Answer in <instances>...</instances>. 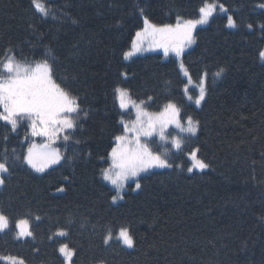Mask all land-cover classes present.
<instances>
[{
  "label": "trees",
  "instance_id": "1",
  "mask_svg": "<svg viewBox=\"0 0 264 264\" xmlns=\"http://www.w3.org/2000/svg\"><path fill=\"white\" fill-rule=\"evenodd\" d=\"M205 3L223 5L226 13L197 27L182 55L191 83L174 56L124 59L145 19L156 26L195 20ZM36 4L48 15L33 0H0V61L9 55L31 64L47 60L54 80L77 100V127L66 132L71 142L63 160L36 172L23 161V130L0 121V161L7 157L9 165L0 186V212L9 218L0 254L25 264H64L59 247L67 245L72 264H264V9L258 8L264 0ZM229 15L235 27L228 26ZM202 82L205 95L196 106ZM117 89L149 101L151 112L174 103L179 119L191 117L198 129L195 135L169 130L180 149L146 138L172 167L140 176L141 187L130 183L114 203L102 172L124 132L121 121L134 118L119 108ZM193 151L207 169L188 171ZM22 219L32 232L23 240L15 237ZM121 228L133 238L131 249L115 238Z\"/></svg>",
  "mask_w": 264,
  "mask_h": 264
},
{
  "label": "snow or ice",
  "instance_id": "2",
  "mask_svg": "<svg viewBox=\"0 0 264 264\" xmlns=\"http://www.w3.org/2000/svg\"><path fill=\"white\" fill-rule=\"evenodd\" d=\"M37 10L44 16L48 15L46 8L36 4L33 0ZM217 5L207 4L200 8V16L196 21H185L183 24L179 22L175 27L172 25H164L157 27L149 25L147 19L145 24L151 28L150 32L145 35L152 38H158L161 43L159 46L164 48L165 54L171 50L179 57L183 49L194 43L192 30L197 24H205L209 18L213 16ZM222 11H226L223 5L219 6ZM228 26L235 27V21L232 16H228ZM251 28V25H249ZM137 37L141 36L137 32ZM168 43L173 47L170 49ZM141 49L134 43L132 51L124 53L125 58L133 55L134 52ZM259 56L264 60V51L259 53ZM181 67L183 65L181 64ZM186 71V70H185ZM223 71V70H221ZM219 76L220 73L215 74ZM117 100L121 109L128 107L130 97L127 90L117 89ZM205 91L203 87L200 89V95L195 99V104L200 105L204 99ZM191 99V97H189ZM137 118L132 128L127 124L124 125L126 133L135 132V148H124L123 143L126 141V136H116L115 140L120 147L113 148L111 152L112 166L102 172L103 179L109 181L116 187L117 195L113 196V202L118 198L122 199L120 195L121 189L124 187V182L131 177H137L141 172H147L151 168H171L166 155L153 153L147 144H141V136L145 138L152 137L158 134L162 141L167 142L168 137L165 135V128L170 124H175L176 128L181 133H188L195 135L198 129V122H194L191 117L187 119V127L179 121L180 109L174 103L165 105L163 111L157 115L149 114L141 108V105H136ZM143 102H141L142 104ZM0 121L6 122L15 131L18 121L22 118L31 120V127L34 135H46L50 139L55 140L57 134L61 131L70 130L76 127L73 119L68 118V114L77 113L79 105L76 98L72 97L67 91L60 87L52 78V68L47 60L35 64L34 67L22 65L15 61L14 55H9L6 60L0 61ZM123 123V122H122ZM39 128V130H38ZM64 140H68V136H64ZM172 145L175 149H180L182 142L180 139L174 138ZM193 161L192 167L188 168L189 172L193 168L204 170L209 165L203 160L197 158L196 152L190 153ZM62 156L55 149L44 153H35L33 149H29L27 154L23 157L24 163L34 169L36 172H44L50 165L57 164L61 161ZM7 157L0 161V173H7L9 165L7 164ZM4 183V179L0 176V185ZM141 185L137 182L136 188L139 189ZM63 191V189H60ZM28 220L22 219L17 222V237L31 236L32 232L28 229ZM9 227V218L0 212V231H4ZM64 235L63 232L59 233ZM112 238L111 233L105 237V243ZM118 240L129 248L133 246V238L127 228L119 230ZM59 251L64 255L66 261H71L74 253L67 249V245L61 246ZM0 260L6 264H24V260L19 257L5 256L0 257Z\"/></svg>",
  "mask_w": 264,
  "mask_h": 264
},
{
  "label": "rangeland",
  "instance_id": "3",
  "mask_svg": "<svg viewBox=\"0 0 264 264\" xmlns=\"http://www.w3.org/2000/svg\"><path fill=\"white\" fill-rule=\"evenodd\" d=\"M207 4H209V5H211V4H215V5H217L214 14H215V13L225 14V13H226V11H222V10L220 9V7H219L220 5L217 4V3H207ZM258 8L264 9V5H259ZM224 9H225V8H224ZM199 16H200V15H199ZM198 19H199V17H198L197 19H195V20H191V21H196V20H198ZM209 19H210V18H209ZM185 21H189V20H184V19L179 20V22H180L181 24H183ZM208 21H209V20H208ZM177 23H178V21H177L174 25H172V26L175 27V26L177 25ZM148 24H149V25H152V24H150V23H148ZM206 24H207V23H205V24H197V25L193 28V30H192L193 38H194V32H195L196 28L199 27V26L206 25ZM155 26H156V25H155ZM157 27H162V26H157ZM150 31H151V28L148 27V25H146V24L144 23L143 27H142L140 30L137 31V32H140V33H141V36H140V37H137V35H136L137 32L135 33V36L133 37L132 42H131V46H130L129 50H127L126 52L132 51V49H133V44H134V43H135V44H136L141 50H140V51H137V52H134L133 55H131V56L127 57V58H125V56H124V59H125L126 61H129V60L132 59V57H134V56L145 55V54H148V53H157V52H160L161 54H163L164 57L174 56L175 58L178 59L179 67H180V69H181L183 75L186 77L188 83H191V81H190L191 79H190V77H189V75H188V73H187V70H186L184 64L182 63V55H183L187 50H189V49L193 46L194 43H192L190 46L185 47V48L183 49V52L181 53V55H180L179 57L175 54L174 51H171V50H170V51L167 53V55H166V54H165V51H164V48L161 47V46H159L161 43H164V42L160 41L158 38H152V37H150V36L145 35L146 32H150ZM168 47L171 49V48L173 47V45H172L171 43H168ZM126 52H125V53H126ZM7 57H8V56H7ZM7 57L4 58L3 61L6 60ZM15 61H17V60H15ZM17 62L21 63L22 65L31 66V67H34L35 64H37V63H32V64H31V63H25V62H20V61H17ZM181 64L183 65V67H181ZM185 70H186V71H185ZM52 78H53V76H52ZM53 80H54V78H53ZM54 81H55V80H54ZM55 82H56V81H55ZM56 83H57V82H56ZM57 84H58V83H57ZM200 87H203V88H204V83H203V82L200 84ZM127 93H128V92H127ZM128 96L130 97V102H129V104H128V107L125 108V109H121V108H120V106H119V101L117 100V102H118V106H119V108H120L122 111H124V112H128L129 110H131V111H132V114H134V118H133L132 120H130V121H121V122H123V123H122L123 128H124V125H125V124H127L129 128H132L134 122L136 121V118H137V109H136V107L133 105L132 102H135L136 105H141V108H142L144 111H146V112H148L149 114H152V115H154V116L157 115V114H159V113H161V112L163 111V110H161L160 112H151V111H149V110L147 109V103H148L149 101H137V100L133 99V98L130 96V94H128ZM189 97H190V95L187 94V95H186L187 100L192 101L191 99H189ZM141 102H143V103L141 104ZM192 102H194V101H192ZM201 102H202V101H201ZM194 104H195V102H194ZM200 104H201V103H200ZM195 105H196V104H195ZM196 106H197V105H196ZM198 106H200V105H198ZM0 110H2V109H0ZM76 117H77V113L68 114V118L73 119V120L75 121V123H76V127H77ZM178 118H179V117H178ZM179 121H180L181 124L184 125V127H187V121H186L185 123H183L180 119H179ZM3 122H4V121H3ZM5 123H6V122H5ZM76 127H75V128H76ZM75 128H73V129H75ZM73 129L65 130V131H61V132H59V133L57 134V137L55 138V140H53V139H50L48 136L43 135V134H41V135H34V134H33V131H32V127H31V120L28 119V118H22V119H20V120L18 121L17 127H16V129H15L14 132L17 133L19 130H23V132H24V135H23V141L27 144L25 155L27 154V152H28V150H29L30 148L33 149V151H34L35 153H38V154H39V153H44V152H47V151H51V150L55 149V150H57V151L59 152V154L62 156V159H61V161H62V160H63V157H64V148H65V147L71 142V140L68 139V140L66 141L67 144H58V142L64 141V136L66 135V132H67V131H72ZM170 129H176V130H177L178 128H176L175 124H170V125H168V126L165 128V135H166V136L168 135V132H169ZM38 130H39V128H38ZM178 132H180L179 129H178ZM180 133H181V132H180ZM184 134H188V133H184ZM190 135H191V134H190ZM119 136H126V138H127L126 141L123 143L122 147H124V148H129V147H131V148H135V147H136V145H135V143H134V141H135V136H136V133H135V132H128V133H126L125 130H124V132H123L122 134H120ZM167 137H168V136H167ZM149 138H150V140H151V138H157L158 141H160V142H162V143H166L165 141H162V140L160 139V137H159L158 134H154L152 137H149ZM173 139H174V138H173ZM145 140H146V138L143 137V136H141V138H140V143H141V144H147V146L149 147V149L153 152V150H152V145H149ZM169 141H171V140H170V138L168 137L167 142H169ZM171 144H172V141H171ZM120 146H121V145H118V142L115 140V141H114V146H113V148H117V147H120ZM113 148H112V149H113ZM111 152H112V150H111L110 153H109V156H108V165L106 166L105 169H109V168H111V166H112ZM190 157H191V156H190ZM61 161H60V162H61ZM60 162H59V163H60ZM59 163H57V164H53V165H50V166H49L48 168H46L45 170H47V169H49V168H51V167H53V166H55V165H58ZM105 169H104V170H105ZM159 169H163V168H158V167H157V168H151V169H149L147 172H141V173L139 174V176H137V177H131V178H129L128 180H126V181L124 182V187L121 189L120 195H123L124 191L127 190V187H128V185H129L130 183H132V182L137 183L136 180H137L140 176L145 175V174H148V173H150V172L153 171V170H159ZM3 174H4V173H0V176H2ZM102 178H103V176H102ZM103 180H104V179H103ZM104 182H105L109 187H111V188L115 191V193H116L115 195H117L116 187H115L114 185H112L109 181L104 180ZM0 186H1V185H0ZM134 189L137 190L136 187H134ZM120 200H121V199L118 198L114 203H118ZM28 222H29V221H28ZM28 229H29V223H28ZM29 230H30V229H29ZM18 231H19V229L17 228V225H16V233H15V237H16L17 239H21V240H23V239H26L27 237H29V236L17 237V232H18ZM59 233H61V232H59ZM59 233H58V236H60ZM118 233H119V230H118V232H117V234H116V236H115L116 239H117ZM120 242L123 244V242H122L121 240H120ZM123 245H124L125 247H127L128 249H131V248L133 247V246H132L131 248H129L127 245H125V244H123ZM61 246H62V245H61ZM61 246L59 247V249L61 248ZM67 249L70 250L68 247H67ZM60 254H61V256H62L63 259H64V264H69V262L66 261L64 255H63L61 252H60ZM0 257H5V256L0 254ZM1 261H3V260H1ZM3 262H5V261H3ZM5 263H6V262H5ZM24 264H25V262H24ZM70 264H72V257H71Z\"/></svg>",
  "mask_w": 264,
  "mask_h": 264
},
{
  "label": "water",
  "instance_id": "4",
  "mask_svg": "<svg viewBox=\"0 0 264 264\" xmlns=\"http://www.w3.org/2000/svg\"><path fill=\"white\" fill-rule=\"evenodd\" d=\"M67 142L64 140V141H61V142H58V144H66Z\"/></svg>",
  "mask_w": 264,
  "mask_h": 264
}]
</instances>
